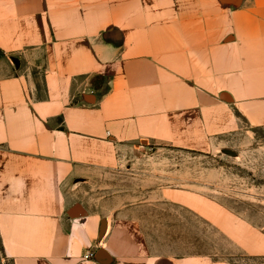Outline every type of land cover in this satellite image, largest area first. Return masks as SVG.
Masks as SVG:
<instances>
[{"label": "crops", "instance_id": "1", "mask_svg": "<svg viewBox=\"0 0 264 264\" xmlns=\"http://www.w3.org/2000/svg\"><path fill=\"white\" fill-rule=\"evenodd\" d=\"M261 129L264 0H0L11 264H233L219 239L264 258L262 229L193 188L120 182L151 142L236 157Z\"/></svg>", "mask_w": 264, "mask_h": 264}, {"label": "rangeland", "instance_id": "2", "mask_svg": "<svg viewBox=\"0 0 264 264\" xmlns=\"http://www.w3.org/2000/svg\"><path fill=\"white\" fill-rule=\"evenodd\" d=\"M226 148L237 156H229L221 149L214 153L186 154L167 144L151 142L139 148V153L125 154L127 159L123 160L119 181L131 182L126 177H133V183L152 184L158 181V176L165 175L166 188H193L198 197L223 205L264 231V129L247 130L245 136L237 137ZM126 166H130L129 170ZM204 232L208 236L212 233L213 238L221 236L209 227ZM216 243L233 264H264V258H244L226 240L219 239ZM0 264H11L1 248Z\"/></svg>", "mask_w": 264, "mask_h": 264}, {"label": "water", "instance_id": "3", "mask_svg": "<svg viewBox=\"0 0 264 264\" xmlns=\"http://www.w3.org/2000/svg\"><path fill=\"white\" fill-rule=\"evenodd\" d=\"M95 257H96V259L103 261V260L107 259V254L102 249H99L96 252Z\"/></svg>", "mask_w": 264, "mask_h": 264}, {"label": "built area", "instance_id": "4", "mask_svg": "<svg viewBox=\"0 0 264 264\" xmlns=\"http://www.w3.org/2000/svg\"><path fill=\"white\" fill-rule=\"evenodd\" d=\"M89 255H91V256H92V254H89Z\"/></svg>", "mask_w": 264, "mask_h": 264}]
</instances>
